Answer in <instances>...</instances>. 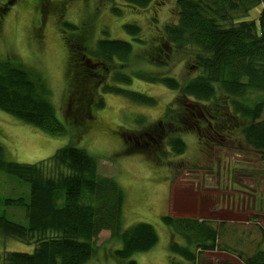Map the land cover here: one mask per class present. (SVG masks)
<instances>
[{
    "label": "trees",
    "instance_id": "16d2710c",
    "mask_svg": "<svg viewBox=\"0 0 264 264\" xmlns=\"http://www.w3.org/2000/svg\"><path fill=\"white\" fill-rule=\"evenodd\" d=\"M13 1H5V8ZM107 1L113 14L128 21L122 26L128 40L101 35L89 47L87 32L77 31L76 22L59 23L70 73L63 93L64 111L55 110L43 74L10 57L0 59V111L53 136L65 135L67 128L85 131L104 107L102 94L121 95L142 105L156 104L155 97L123 88L135 77L179 92L163 113L168 122L144 133L161 155L178 157L186 151L183 131L170 125L192 128L204 149L200 142L205 139L204 132L211 127L207 136L217 134L212 125L218 122L227 138L232 142L239 138L237 141L246 146L240 152L251 151L263 159L264 0H169L173 2L170 20L163 21L161 30L148 39L138 22L127 18L128 11L120 13L117 7L123 3L134 7L130 11L136 13L135 9L145 10L159 0ZM257 7V18L249 19ZM137 50L146 59L139 60L141 65L144 62L156 68L162 67L165 57L184 52L191 60L188 71L193 76L182 83L172 75L138 70L140 64H132ZM110 66L119 67V71L111 74ZM134 143L141 150L146 147H138L137 140ZM0 170L29 187L26 196L0 197V234L33 247L31 253L0 252V264H87L93 257L99 258L97 240L103 231L109 233L105 244L112 243L109 256L115 264H135L130 261L134 254L146 253L158 243L151 224L124 226L122 188L114 178L100 173L96 159L83 148L66 145L44 160L21 164L8 161L0 146ZM161 220L172 234L171 255L193 262L197 254L229 252L242 264H264V248L259 246L264 243V227L259 223L254 233L258 235L256 250L247 256L230 250L228 243L221 248L226 234L215 220L171 214ZM179 238L183 246L178 244Z\"/></svg>",
    "mask_w": 264,
    "mask_h": 264
},
{
    "label": "rangeland",
    "instance_id": "374dc122",
    "mask_svg": "<svg viewBox=\"0 0 264 264\" xmlns=\"http://www.w3.org/2000/svg\"><path fill=\"white\" fill-rule=\"evenodd\" d=\"M5 1L8 0H0V59L16 58L39 70L52 91V101L58 113L64 111L63 93L70 74L59 23L65 20L76 22L77 31L87 32L89 47L101 35L128 40L122 29L128 21L113 14L107 0H14L15 4L7 8ZM117 8L120 13L128 11L125 13L127 18L136 20L148 39L161 30L163 21L170 20L173 2L159 0L145 10L135 9L136 13L130 11L134 7L123 3H119ZM258 12L259 7L253 9L249 19H256ZM138 53L137 50L136 59L132 62L134 66L140 64L139 60H146ZM141 63L138 70L150 71L158 76L172 75L181 78L182 83L193 76L188 71L191 60L184 52L165 57L162 67ZM116 71L119 67L110 66L111 74ZM123 88L155 97L156 104L142 105L121 95L102 94L104 107L97 111L85 131H78L77 127L73 130L67 128L66 134L61 136L45 134L0 111V146L6 159L33 164L66 145L83 148L91 154L98 163L100 173L114 178L124 192V226L148 223L158 235V243L153 249L131 257L130 261L135 264L212 263L215 255L211 253L197 254L193 262L171 255L169 245L172 234L161 220L167 214L211 222L215 220L226 234L227 242L222 240L224 246L221 248L228 243L235 251L251 255L256 250V227L259 228V224L264 227V158L254 156L251 151L240 152L246 146L237 141L239 138L234 142L227 138L218 122L212 125L217 134L207 136L211 127L207 134L204 132L205 139L200 141L204 149H200L192 128L184 130L183 126L170 125L171 129L180 128L183 131L181 138L186 144V151L178 157L161 155L160 149L151 144L150 138L145 139L144 133L155 131L154 127L162 121L168 122L163 113L179 92L161 84L141 82L135 77L130 85ZM206 120L202 122L206 123ZM204 125L200 123L201 127ZM236 134L233 132L234 138ZM134 140H137L138 147L142 144L146 147H142L143 150L137 148ZM28 189L17 177L0 170V197L26 196ZM230 191H234V203L222 204L227 197H232L227 194ZM9 210V216H12L13 209ZM249 218L251 226L247 222ZM240 226L245 230L243 233L238 232ZM108 237L107 231L100 233L97 240L99 258L93 257L87 264H115L109 256L112 243L105 244ZM177 242L184 245L180 238ZM259 246L264 248L263 241ZM2 251L31 253L33 247L9 241L0 234ZM235 262L238 263V260Z\"/></svg>",
    "mask_w": 264,
    "mask_h": 264
},
{
    "label": "crops",
    "instance_id": "0c3cea01",
    "mask_svg": "<svg viewBox=\"0 0 264 264\" xmlns=\"http://www.w3.org/2000/svg\"><path fill=\"white\" fill-rule=\"evenodd\" d=\"M215 190L218 191V193H219V190H217V189H215ZM227 194L228 195H232V197H227L225 201H222V204H224L225 202H226V204H231V203L233 204L234 203V200H235L234 191L227 192ZM247 222L251 226L250 218L248 219ZM244 225H247V224H244ZM244 231L245 230L242 228V226H240L238 232L243 233ZM254 235H255V239H257L258 238V235L257 234H254ZM240 237L243 238L242 235H240ZM247 242L249 243V238H247ZM230 247H231L230 250H234L232 248V246H230ZM212 254L215 255V257H212V264H219V263H223V264H242L241 262H239V260H238V263L235 262V260L237 258L234 255L229 254V252L228 253H226V252L225 253H212ZM217 258H222L223 260L222 261H218V260H216Z\"/></svg>",
    "mask_w": 264,
    "mask_h": 264
}]
</instances>
